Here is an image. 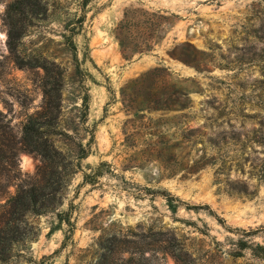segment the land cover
I'll return each mask as SVG.
<instances>
[{
    "label": "rangeland",
    "instance_id": "obj_1",
    "mask_svg": "<svg viewBox=\"0 0 264 264\" xmlns=\"http://www.w3.org/2000/svg\"><path fill=\"white\" fill-rule=\"evenodd\" d=\"M13 1L0 0V210L38 178L30 118L52 117L58 148L90 153L3 264H264V0H24L25 13ZM160 8L178 13L166 35L126 58L124 12ZM159 191L216 214L174 210ZM70 205L72 229L57 214Z\"/></svg>",
    "mask_w": 264,
    "mask_h": 264
},
{
    "label": "trees",
    "instance_id": "obj_2",
    "mask_svg": "<svg viewBox=\"0 0 264 264\" xmlns=\"http://www.w3.org/2000/svg\"><path fill=\"white\" fill-rule=\"evenodd\" d=\"M91 0H81L82 9L88 5ZM24 0H14L9 4V9L15 13H25L26 6ZM34 11V10H33ZM167 9H158L155 12L156 19H136L135 13L129 10L124 12V16L120 19L114 28L115 36L120 44L121 51L126 58H131L135 52H146L153 49L154 44L160 38L166 35L168 27L172 23V17L178 16V13H166ZM86 12L79 17V24L82 25L85 20ZM69 28V32H65L64 36L70 48L77 51V44L73 39V35L81 31V26ZM24 32V31H23ZM22 32V33H23ZM10 43H14L12 32L10 31ZM85 106V113L89 109V93L82 96ZM52 118V117H51ZM38 121L36 117L30 118L23 126L24 140H28L30 151L40 156V162L36 166V176L38 178L27 184H20L16 193L13 194L0 210V264H3L12 256V250L17 243L25 242L31 235L30 230H23L22 225L27 227L28 216L30 214H42L56 209L65 201L64 188L69 185L71 176L74 175L81 167L82 160L90 153V148L78 141L77 146L73 150H62L58 148L53 139L50 138L55 132L52 119ZM40 123V124H39ZM46 126L42 132L41 126ZM47 132V138L42 139V134ZM28 137V139H25ZM101 165L96 168L95 175L85 172L84 181H96V177L102 174ZM40 176V179H39ZM167 199V203L174 210L180 204H185L188 208H205L210 213L216 214L213 207L208 204L189 203L179 195L170 191H159ZM67 210H58V217L62 221H66L72 229L74 222L71 220L72 207ZM218 216V215H217ZM220 221L224 219L218 216ZM68 236V235H67ZM264 248V247H263ZM53 253L44 255L45 258L54 255Z\"/></svg>",
    "mask_w": 264,
    "mask_h": 264
}]
</instances>
